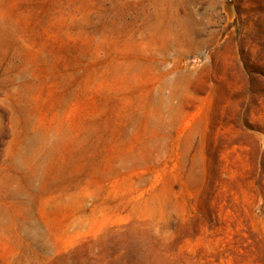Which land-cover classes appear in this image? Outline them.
Wrapping results in <instances>:
<instances>
[{
  "label": "rangeland",
  "instance_id": "rangeland-1",
  "mask_svg": "<svg viewBox=\"0 0 264 264\" xmlns=\"http://www.w3.org/2000/svg\"><path fill=\"white\" fill-rule=\"evenodd\" d=\"M0 264H264V0H0Z\"/></svg>",
  "mask_w": 264,
  "mask_h": 264
}]
</instances>
